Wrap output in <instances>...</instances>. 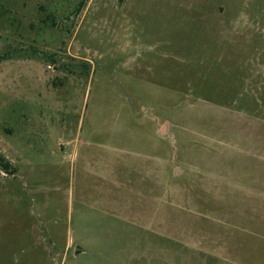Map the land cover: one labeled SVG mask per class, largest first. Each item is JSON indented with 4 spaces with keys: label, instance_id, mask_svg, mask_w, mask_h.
I'll return each instance as SVG.
<instances>
[{
    "label": "rangeland",
    "instance_id": "1",
    "mask_svg": "<svg viewBox=\"0 0 264 264\" xmlns=\"http://www.w3.org/2000/svg\"><path fill=\"white\" fill-rule=\"evenodd\" d=\"M80 1L0 0V264H264V0Z\"/></svg>",
    "mask_w": 264,
    "mask_h": 264
},
{
    "label": "trees",
    "instance_id": "2",
    "mask_svg": "<svg viewBox=\"0 0 264 264\" xmlns=\"http://www.w3.org/2000/svg\"><path fill=\"white\" fill-rule=\"evenodd\" d=\"M83 5H84V0H81L74 12H79L82 9ZM47 20H49L48 17H47ZM50 26H52L53 28L56 27V23L53 20V16L50 17ZM3 60H5V58L3 56H0V62ZM0 169L9 174H13V170H10L9 162L2 156H0Z\"/></svg>",
    "mask_w": 264,
    "mask_h": 264
}]
</instances>
